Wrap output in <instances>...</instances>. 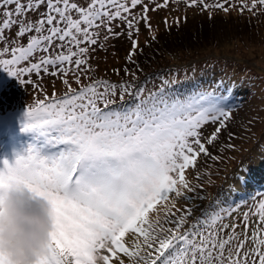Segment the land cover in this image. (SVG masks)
<instances>
[{"label": "snow or ice", "instance_id": "obj_1", "mask_svg": "<svg viewBox=\"0 0 264 264\" xmlns=\"http://www.w3.org/2000/svg\"><path fill=\"white\" fill-rule=\"evenodd\" d=\"M172 2L0 0V69L24 77L26 84L34 83L29 76L42 82L50 75L66 89L61 94L41 89L43 98L27 105L20 121L30 142L14 153L13 162H0V194L23 187L51 207L48 253L38 264H125L122 257L131 264H264V200L243 214L242 224L225 223L231 211L222 210L188 225L196 209L176 206L192 199L187 172L200 157L218 159L209 146L232 117L225 97L164 90L145 95L143 88L89 75L90 53L105 47L102 31L107 42L122 36L114 29L125 25L131 40L126 59L134 63L139 25L157 39L148 14ZM184 3L207 11L210 19L214 10L264 12V0ZM29 13L38 18L29 19ZM164 24L169 26L167 18ZM13 27L15 37L8 34ZM210 124L215 127L205 135ZM129 235L135 238L131 247ZM0 264H10L3 253Z\"/></svg>", "mask_w": 264, "mask_h": 264}, {"label": "rangeland", "instance_id": "obj_2", "mask_svg": "<svg viewBox=\"0 0 264 264\" xmlns=\"http://www.w3.org/2000/svg\"><path fill=\"white\" fill-rule=\"evenodd\" d=\"M76 2L85 5L87 0H76ZM146 2L150 3L151 0ZM207 2L211 3L212 0ZM40 11L43 12L44 7H41ZM140 11L139 7L134 10L136 13ZM148 15L157 39L153 40L151 33L141 23L138 35L139 46L158 42L162 39L159 37L160 34L166 30L176 33L174 41L177 46L169 50L172 59L167 60L171 64L167 67L173 65L176 68L153 75L145 86L140 85L139 88L145 90V95L163 89L168 95H177V91H180L184 93L182 96L186 97L195 96L197 93L223 95L225 103L232 112L227 128L222 130L219 139L209 146L212 156L218 159L200 157L197 168L187 172L188 179L195 189L194 192L187 194L192 199H180L176 206L184 208L186 205H191L196 209L188 225L199 217H207L214 211L222 210L225 215L231 211V216L224 220L225 223L242 224L243 214L250 209L254 210L255 205L260 200H264V187L261 188L259 182L254 183L259 191L250 190V195L244 204H237L229 198L234 195V191L238 189L237 182L242 179L240 177V180H235L238 176L234 175L240 169V163L247 158H250V161L256 158V155L258 159H264V143L261 145V142H264V12L253 15L245 10L241 14L237 8L225 14L223 11L214 10L210 19L207 11L195 7L188 8L184 0H179L178 3L173 0L168 8L150 11ZM28 17L36 20L38 14L29 13ZM178 17L181 18L180 24L175 23ZM166 18L169 26L164 24ZM115 24L120 25V22L116 21ZM114 30L124 34L105 42L103 40L105 33L101 32L100 43H104L105 47H96V50L90 53L89 63L92 72L89 75L93 79L110 76L109 78L122 80L123 82H119L121 84H124L123 79L128 77L129 85L133 86L137 83L133 82V79L141 82V78H145L149 71L141 69L133 76L131 74V77L124 73L130 63L126 57L131 49V40L127 36L125 25L115 27ZM15 32L16 28L13 27L8 34L15 37ZM164 42L166 45L169 44L168 41ZM22 43L26 44V38ZM191 48H194L197 52L195 54L199 56L194 53L189 55ZM175 53L179 55V59L186 58L185 55H189L190 59L184 62L177 61ZM148 65L152 72L160 69V63H148ZM135 68L134 65L133 69ZM114 69H119L118 75ZM23 79L24 77L16 79L9 76L0 69V162L5 159L10 163L13 162L14 153L30 142L31 136L21 131L20 121L26 106L33 104L36 98H43L41 89L48 94L53 90L58 94L66 90L59 78L50 75L43 76L42 82L35 75L27 77L34 81L33 84L21 83ZM69 79L71 80L72 77L70 76ZM37 84H40V88L36 87ZM73 87H76L74 83ZM126 99L129 103L132 102L128 97ZM214 127L215 125H208L205 135ZM252 164L253 162L250 163V172L259 174L260 165L255 163L252 166ZM262 180L263 177L259 179ZM164 211L161 206L159 215L162 220ZM251 219L255 221L256 218ZM134 239L131 235L126 237L129 247L132 246ZM122 258L125 264H131L127 257Z\"/></svg>", "mask_w": 264, "mask_h": 264}, {"label": "clouds", "instance_id": "obj_3", "mask_svg": "<svg viewBox=\"0 0 264 264\" xmlns=\"http://www.w3.org/2000/svg\"><path fill=\"white\" fill-rule=\"evenodd\" d=\"M51 207L23 187H7L0 194V253L10 264H38L47 255Z\"/></svg>", "mask_w": 264, "mask_h": 264}, {"label": "trees", "instance_id": "obj_4", "mask_svg": "<svg viewBox=\"0 0 264 264\" xmlns=\"http://www.w3.org/2000/svg\"><path fill=\"white\" fill-rule=\"evenodd\" d=\"M175 34H176L175 32H169V30H166L164 33H161L160 36H159L162 39H160L158 42H154L155 44L154 43H150V44H145L144 46L140 47V51L135 56L134 63H129L128 64L129 67L126 66L127 69L129 68V72L127 74L125 72L124 73L131 77V74L133 76V73L134 74L138 73L139 70H141V69H143L145 71H149V72L147 73L145 78H143V79L141 78V82H139V80H137V79H133V82H137V83H135V85H133L134 88H139L140 85L141 86H145V83L149 79H151L153 75H157V74L165 72V71H172L171 69H175L176 68V66H173V65L170 66V68L167 67L168 65H171V64L168 63L167 60L168 59H172V56L170 55L169 50H172L171 48L177 46V44H175V41H174L175 40ZM170 38H172L173 40H169ZM164 41H168L169 44L166 45ZM193 53L195 54L197 52H195L194 48H191V53L189 55H194ZM189 55H185L186 58H181L180 57V59H179V55H177L175 53V56H176L175 59L177 61L184 62V61H187V60L190 59ZM196 56H199V54L196 55ZM148 63H151V64L160 63L159 68L161 70L158 69L157 71L152 72V69L148 68L149 67ZM138 64L143 66V67H140ZM134 65L136 66L135 69H133ZM177 66H180V65H177ZM180 67L184 68L183 66H180ZM109 77L110 76H105L104 79L108 78V80L110 82H113V83H117L118 82L117 85L121 84L119 82H123L122 80H119V79L116 80V79L109 78ZM127 78L123 79V80H125L124 84H129L130 80H128ZM230 81L232 82V79H230ZM150 83H148V85ZM163 90L166 91L165 89H163ZM177 95L182 96V95H184V93H182L180 91H177ZM263 143L264 142H261V145H263ZM249 159L250 158H247V159L243 160L240 163V169L234 174V175L238 176V177H236L235 180H240V177H242V179L239 182H237L236 186H237L238 189L234 191V195L229 197L233 202H235L237 204H240V203L244 204L247 201V197L250 195L249 194L250 190L253 191V192L254 191H259L258 187L255 186L254 183L259 182L261 188L264 187V159H258L257 155H256V158H252L250 161H249ZM251 162H253L252 166L255 163L260 165L259 174H252L250 172V168H251L250 163ZM262 177H263V180L259 181V179H261Z\"/></svg>", "mask_w": 264, "mask_h": 264}]
</instances>
